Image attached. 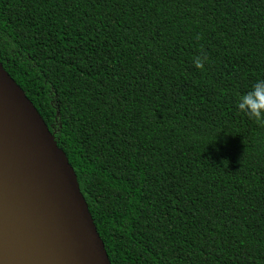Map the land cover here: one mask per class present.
<instances>
[{"label":"trees","instance_id":"1","mask_svg":"<svg viewBox=\"0 0 264 264\" xmlns=\"http://www.w3.org/2000/svg\"><path fill=\"white\" fill-rule=\"evenodd\" d=\"M0 63L111 264H264V0H0Z\"/></svg>","mask_w":264,"mask_h":264},{"label":"water","instance_id":"2","mask_svg":"<svg viewBox=\"0 0 264 264\" xmlns=\"http://www.w3.org/2000/svg\"><path fill=\"white\" fill-rule=\"evenodd\" d=\"M0 264H111L64 152L1 63Z\"/></svg>","mask_w":264,"mask_h":264},{"label":"clouds","instance_id":"3","mask_svg":"<svg viewBox=\"0 0 264 264\" xmlns=\"http://www.w3.org/2000/svg\"><path fill=\"white\" fill-rule=\"evenodd\" d=\"M196 66H201L199 59ZM236 108L249 118L264 122V79L256 81L249 91L237 98Z\"/></svg>","mask_w":264,"mask_h":264}]
</instances>
